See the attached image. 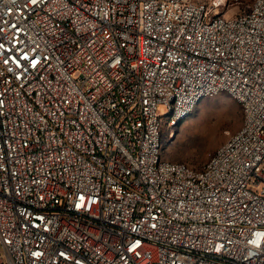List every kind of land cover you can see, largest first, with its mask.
<instances>
[{"label":"built area","instance_id":"1","mask_svg":"<svg viewBox=\"0 0 264 264\" xmlns=\"http://www.w3.org/2000/svg\"><path fill=\"white\" fill-rule=\"evenodd\" d=\"M220 3L0 0V264H264V0ZM222 92L241 128L167 159Z\"/></svg>","mask_w":264,"mask_h":264},{"label":"rangeland","instance_id":"2","mask_svg":"<svg viewBox=\"0 0 264 264\" xmlns=\"http://www.w3.org/2000/svg\"><path fill=\"white\" fill-rule=\"evenodd\" d=\"M214 4L222 0H198ZM254 0H223L215 7L222 15L233 16L247 11ZM165 112V107L160 108ZM242 104L227 92L206 96L200 100L192 114L180 125L163 127L164 155L173 161L201 168L217 148L243 123Z\"/></svg>","mask_w":264,"mask_h":264}]
</instances>
